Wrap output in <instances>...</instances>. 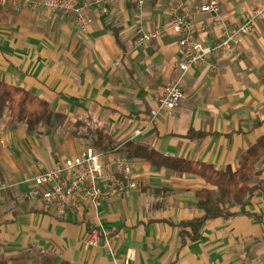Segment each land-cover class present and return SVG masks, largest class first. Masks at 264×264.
I'll list each match as a JSON object with an SVG mask.
<instances>
[{"label":"crops","instance_id":"crops-1","mask_svg":"<svg viewBox=\"0 0 264 264\" xmlns=\"http://www.w3.org/2000/svg\"><path fill=\"white\" fill-rule=\"evenodd\" d=\"M173 1L144 0L138 8L121 0L106 14L92 8L83 29L69 16L0 6V83L34 92L65 117L62 130L29 135L23 124L0 115V264L264 263V219L212 220L198 241L181 246L176 226L203 215L195 192H215L197 176L133 163L136 190L63 218L28 197L34 176L87 146L77 130L102 129L116 142L142 143L215 169L236 168L237 158L264 136V21L237 54L212 59L214 70H190L179 105L150 118L182 54L175 36L140 49L133 40L138 28L165 25ZM182 1L192 6L210 0ZM217 1L220 20L234 27L261 0ZM194 24L208 27L200 36L206 45L220 35L210 14L197 15ZM189 132L203 136L185 138ZM117 153L104 152L105 161ZM256 171L251 185L257 189L238 210L264 216V157ZM92 234L98 245L87 248Z\"/></svg>","mask_w":264,"mask_h":264},{"label":"built area","instance_id":"built-area-1","mask_svg":"<svg viewBox=\"0 0 264 264\" xmlns=\"http://www.w3.org/2000/svg\"><path fill=\"white\" fill-rule=\"evenodd\" d=\"M121 0H0V6H9L17 11L27 8L32 11L46 10L73 18L76 29H83L88 23L89 11L94 8L102 14ZM138 8L144 0H131ZM168 21L163 26L149 30L138 28L135 31L133 46L136 49L149 46L153 41L166 36L178 38L177 44L182 57L176 65V73L164 86L157 101V107L150 111L155 119L161 112L174 110L184 98L183 87L190 70L208 68L214 70L212 59L224 60L238 53L244 40L252 33L259 21H264V0L246 11L235 26L220 20L221 7L217 0L203 5H189L182 0H174L167 8ZM210 14L220 35L210 44H204L200 36L206 34L204 24L195 26L197 15ZM92 146H84L77 156L68 158L62 165L33 177L28 197L38 199L49 206L53 214L63 218L67 213L96 210L111 199L136 190L138 184L133 179V162L122 153H117L110 161ZM98 236L92 234L85 247L98 245ZM134 259V252L127 254ZM264 264V263H263Z\"/></svg>","mask_w":264,"mask_h":264},{"label":"trees","instance_id":"trees-1","mask_svg":"<svg viewBox=\"0 0 264 264\" xmlns=\"http://www.w3.org/2000/svg\"><path fill=\"white\" fill-rule=\"evenodd\" d=\"M3 113L23 124L29 135L39 133L40 130L51 135L62 130L65 125V117L51 110L49 104L39 99L34 92L0 83V115ZM77 131L75 136L86 140V145L100 152H119L133 163L164 168L178 177L197 176L215 188V192L207 188L195 192L196 207L203 215L182 221L176 226L181 246L198 241L205 224L212 220L228 221L239 216L264 219L263 215L238 210L257 189L251 182L258 174L256 165L264 157V136L237 158L236 168L215 169L209 164L166 157L142 143L116 142L111 134L102 129H90L83 134ZM202 136V133L189 132L185 138Z\"/></svg>","mask_w":264,"mask_h":264}]
</instances>
